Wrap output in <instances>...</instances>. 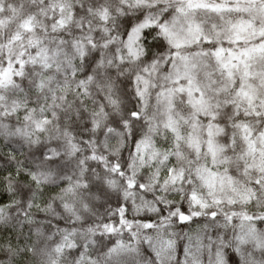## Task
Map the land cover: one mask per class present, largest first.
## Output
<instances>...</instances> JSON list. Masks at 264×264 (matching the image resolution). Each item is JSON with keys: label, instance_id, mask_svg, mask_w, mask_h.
I'll return each instance as SVG.
<instances>
[{"label": "snow or ice", "instance_id": "snow-or-ice-1", "mask_svg": "<svg viewBox=\"0 0 264 264\" xmlns=\"http://www.w3.org/2000/svg\"><path fill=\"white\" fill-rule=\"evenodd\" d=\"M10 222L34 264H256L264 0H0Z\"/></svg>", "mask_w": 264, "mask_h": 264}, {"label": "clouds", "instance_id": "clouds-1", "mask_svg": "<svg viewBox=\"0 0 264 264\" xmlns=\"http://www.w3.org/2000/svg\"><path fill=\"white\" fill-rule=\"evenodd\" d=\"M62 211H63L62 209L57 208L55 206V203L53 204V211H52L53 215L61 213ZM14 227L15 225L12 222L7 224H0V237L9 235V230L13 229ZM180 231L181 230L178 228L177 232L180 233ZM225 243H227V241ZM18 247H19V252H23L24 250L23 246H18ZM19 252L15 256H12L11 254H9L8 247L5 244H0V264H34V261L32 259L24 258L19 254ZM254 258L256 264H264V254L254 253ZM97 264H107V262L103 256H100L97 261ZM141 264H149L148 258L142 257Z\"/></svg>", "mask_w": 264, "mask_h": 264}]
</instances>
